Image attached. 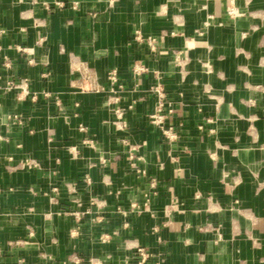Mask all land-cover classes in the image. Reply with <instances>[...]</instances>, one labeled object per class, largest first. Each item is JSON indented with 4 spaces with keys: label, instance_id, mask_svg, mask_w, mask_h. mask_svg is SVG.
I'll list each match as a JSON object with an SVG mask.
<instances>
[{
    "label": "crops",
    "instance_id": "obj_1",
    "mask_svg": "<svg viewBox=\"0 0 264 264\" xmlns=\"http://www.w3.org/2000/svg\"><path fill=\"white\" fill-rule=\"evenodd\" d=\"M137 246L264 264V0H0V264Z\"/></svg>",
    "mask_w": 264,
    "mask_h": 264
},
{
    "label": "built area",
    "instance_id": "obj_2",
    "mask_svg": "<svg viewBox=\"0 0 264 264\" xmlns=\"http://www.w3.org/2000/svg\"><path fill=\"white\" fill-rule=\"evenodd\" d=\"M229 12L230 13L233 12V9H231ZM42 39H43V37L41 36L40 40H42ZM144 70H145V68L143 66H140V65H135L134 66V71H136V72H142ZM83 77H84L83 79L85 81L87 80L90 83L94 84L95 75H94L93 72L92 73H87ZM109 78H110L111 82L113 83V85L117 84L118 81H119L118 71L116 69L112 70L111 73H110ZM10 85L22 86L24 91L27 92L25 86L22 85V84H17V83L12 81V82H10ZM119 86L122 87V85H119ZM95 89H100V88L95 87ZM158 94H159L158 105L156 107V111L151 115V117H152V120L157 125L161 126V128L163 129L164 134L168 138L172 139L173 137H175V130H174L173 126L164 127V114H163L164 102H165L164 99H163L164 95L161 92H159ZM33 97L35 98L36 95H34ZM116 98L118 99L119 97H116ZM151 256H152V253L147 248H145L143 246H137L136 250H135L134 262L129 263V264H149V260H150ZM76 263L80 264L78 260H76Z\"/></svg>",
    "mask_w": 264,
    "mask_h": 264
}]
</instances>
